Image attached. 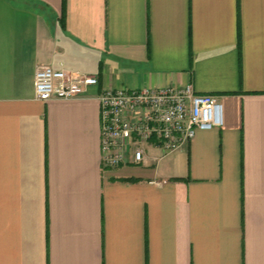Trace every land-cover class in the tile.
<instances>
[{
  "label": "crops",
  "instance_id": "obj_1",
  "mask_svg": "<svg viewBox=\"0 0 264 264\" xmlns=\"http://www.w3.org/2000/svg\"><path fill=\"white\" fill-rule=\"evenodd\" d=\"M187 85L224 124L106 169L101 93ZM0 264H264V0H0Z\"/></svg>",
  "mask_w": 264,
  "mask_h": 264
},
{
  "label": "built area",
  "instance_id": "obj_2",
  "mask_svg": "<svg viewBox=\"0 0 264 264\" xmlns=\"http://www.w3.org/2000/svg\"><path fill=\"white\" fill-rule=\"evenodd\" d=\"M97 74L40 65L35 74L37 98L74 100L85 96ZM102 149L106 169L129 160L142 163L147 143L172 152L187 144L199 130L224 124L220 96L196 92L192 85L141 89H106L99 96Z\"/></svg>",
  "mask_w": 264,
  "mask_h": 264
}]
</instances>
